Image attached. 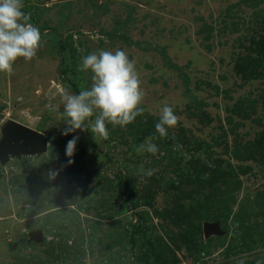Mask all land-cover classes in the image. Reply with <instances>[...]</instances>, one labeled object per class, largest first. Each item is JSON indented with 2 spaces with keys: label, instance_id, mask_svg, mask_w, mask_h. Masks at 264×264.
Returning a JSON list of instances; mask_svg holds the SVG:
<instances>
[{
  "label": "rangeland",
  "instance_id": "374dc122",
  "mask_svg": "<svg viewBox=\"0 0 264 264\" xmlns=\"http://www.w3.org/2000/svg\"><path fill=\"white\" fill-rule=\"evenodd\" d=\"M23 4L41 44L0 73V144L16 123L46 149L0 162V264H264V0ZM117 49L135 64L143 114L106 122L107 140L63 135L61 93L92 84L82 58ZM165 104L178 123L161 138ZM148 137L158 152L138 154Z\"/></svg>",
  "mask_w": 264,
  "mask_h": 264
},
{
  "label": "clouds",
  "instance_id": "9594fccd",
  "mask_svg": "<svg viewBox=\"0 0 264 264\" xmlns=\"http://www.w3.org/2000/svg\"><path fill=\"white\" fill-rule=\"evenodd\" d=\"M23 7V0H0V73L8 76L13 74V64L18 58L31 61L41 44L40 30L29 23L31 13H25ZM79 70L91 71L92 84L89 90L79 94L66 90L61 93L62 115L67 125L63 135L86 130L91 132L94 141L107 140L109 131L106 122L113 127H124L143 114L144 109L140 107L144 98L141 81L134 62L129 60L125 51L97 50L89 53L82 58ZM46 107L56 110L51 104ZM93 116L95 119L91 120ZM86 121L89 123L86 124ZM177 123L173 107L165 104L160 110L155 131L161 138L167 137L168 129L174 128ZM78 140V136H73L67 141V157L74 156ZM152 141L153 137L146 138L136 148L137 153L155 155L159 149ZM73 162L68 160L69 164ZM141 171L150 177L154 170Z\"/></svg>",
  "mask_w": 264,
  "mask_h": 264
},
{
  "label": "water",
  "instance_id": "95a60500",
  "mask_svg": "<svg viewBox=\"0 0 264 264\" xmlns=\"http://www.w3.org/2000/svg\"><path fill=\"white\" fill-rule=\"evenodd\" d=\"M4 134L8 141L0 144V162L3 163L9 156H20L28 154L30 151H45L46 145L42 134L16 123L7 124L4 128ZM204 235H220L215 224H205L203 227Z\"/></svg>",
  "mask_w": 264,
  "mask_h": 264
},
{
  "label": "bare ground",
  "instance_id": "6f19581e",
  "mask_svg": "<svg viewBox=\"0 0 264 264\" xmlns=\"http://www.w3.org/2000/svg\"><path fill=\"white\" fill-rule=\"evenodd\" d=\"M25 92H26V90H25ZM26 94H27V93H26ZM26 94L23 92L24 97L26 96Z\"/></svg>",
  "mask_w": 264,
  "mask_h": 264
}]
</instances>
